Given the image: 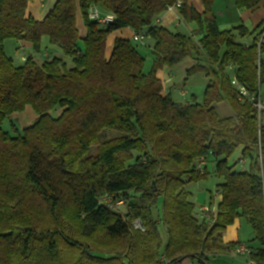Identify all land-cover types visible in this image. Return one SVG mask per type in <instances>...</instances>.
I'll return each mask as SVG.
<instances>
[{"label": "trees", "instance_id": "1", "mask_svg": "<svg viewBox=\"0 0 264 264\" xmlns=\"http://www.w3.org/2000/svg\"><path fill=\"white\" fill-rule=\"evenodd\" d=\"M32 1L0 0V264H210L237 246L225 244L223 234L238 218L259 245L249 248L250 259L264 264V156L260 165L256 111L238 101L224 72L233 64L239 81L255 91L264 85V46L244 47L231 31H220L214 0H202L203 19L191 11L203 34L199 46L156 23L177 0H58L43 21L26 17ZM236 2L250 8L259 0ZM92 5L114 21L90 20ZM124 28L154 40L150 72L135 41L116 39L106 57L108 36ZM44 38L73 65L44 57ZM7 40L31 46L23 65L7 56ZM202 52L220 67L202 103L195 96L174 101L158 72ZM204 72L196 64L188 76ZM223 102L233 116H218L215 105ZM27 107L36 122L19 131L9 121L11 133L4 130ZM107 132L117 135L104 139ZM240 149L249 171L230 162ZM211 164L222 178V201L216 214L209 207L206 220L187 186L208 179ZM137 221L144 230L135 228Z\"/></svg>", "mask_w": 264, "mask_h": 264}, {"label": "crops", "instance_id": "2", "mask_svg": "<svg viewBox=\"0 0 264 264\" xmlns=\"http://www.w3.org/2000/svg\"><path fill=\"white\" fill-rule=\"evenodd\" d=\"M45 1L46 0H33L32 2H30L26 11V17L31 16L37 21H43V19L46 17L49 11H51V9L54 7V5L58 0H49L53 5L50 7L46 6ZM236 1L237 0H214L212 5V14L215 17L217 26L220 31H231L232 35L235 38V42L243 45L244 47H249L253 44L258 45V42L261 39L262 34L264 32V0H259L258 4L250 8L249 7L239 8ZM186 6L189 11L187 16L183 14L181 9H174L172 11H166L165 13H163L156 20V23L160 27L167 29L171 32L181 33L185 36L191 37L194 43L199 46V42L203 38V34L199 31L200 26L198 22L192 20L191 11H194V13H196L198 16L202 17L203 19L206 8L202 0H186ZM80 13L81 12H78L77 15V28L79 31L80 38L84 39L87 35V29L84 30L81 27L82 18L79 17ZM240 27L242 29H240ZM134 35L135 32L129 28L120 29L110 34L108 36L106 43V52H105L106 57L107 58L110 57L116 39H125V40L134 41L133 40ZM248 37L252 39L251 42H247ZM43 42H45L44 47H43ZM19 43L22 45L21 47L24 50L26 46L27 48L28 47L31 48L30 45H26L23 42L19 41ZM135 43L138 51L145 57L146 60H147V56H151L152 60L154 61L153 50H154L155 42L153 39H151L150 37H146L143 41H139ZM140 44L142 46H140ZM42 48L44 50L43 51L44 57L50 56L51 51H54V46L50 44L48 38L43 39ZM196 64H200L207 68V72H204V74L207 75L209 80L206 87L210 83H212V81L215 79L214 73L220 71L219 65L212 64L202 52V55L199 58H195V57L189 58L176 67L173 68L165 67L158 72L157 76L162 81V83H164L163 82L164 80H167L169 78L170 74H173V78L164 86L165 91H169V93L172 96V92H174V89H177L179 86H182L180 89L179 96L181 98H187V97L190 98L188 91L185 90L187 85L186 81H188V77H189L188 71L191 68H193ZM146 65L147 63L145 64V66ZM236 70L237 67L234 66L233 64H230L225 67L224 72L226 73L227 71H231L233 73V77H235ZM232 78L230 79L229 77V82H231ZM260 86L262 90V85ZM183 93H186V95H183ZM261 95H262V91H261ZM192 96L195 95L192 94ZM262 98L264 101L263 96ZM20 114L22 113H17L15 116L18 117L20 116ZM37 118L38 116L36 114L34 116L27 115L25 118H23L22 125H24V129L32 126L33 125L32 123ZM240 150L242 152V149ZM241 160L244 161L243 164L241 163ZM237 161H240L239 164L242 165V169H245L247 166L250 167L249 161L243 156H241ZM210 166L212 167V171H213V165L211 164ZM242 171H249V169ZM220 184L221 183H218L216 189L214 191H210L209 195H205L203 193L194 194L192 192V198L198 212H200V209L203 206L210 207L213 214H216L218 212L219 203L222 201V196L218 191V186ZM254 239H255V234L252 228L243 218L236 219L232 225L227 227V229L223 234V241L225 244H237V246L245 245L247 246L248 249L250 247L251 248L259 247V245L256 242H253ZM235 248L234 247L230 248L229 251L226 252V254L213 258L210 261V264H255L250 259L249 253L244 255L237 254L236 252H234ZM182 264H199V263L187 260Z\"/></svg>", "mask_w": 264, "mask_h": 264}, {"label": "rangeland", "instance_id": "3", "mask_svg": "<svg viewBox=\"0 0 264 264\" xmlns=\"http://www.w3.org/2000/svg\"><path fill=\"white\" fill-rule=\"evenodd\" d=\"M45 4L47 7L53 6L51 1H49V0H46ZM79 17L82 18V26L81 27L85 30L86 26H85V24H83L84 20H83L81 13H80ZM251 41H252V39L248 37L247 42H251ZM21 46L22 45L17 40H7L4 44L6 54L8 57L12 58L15 66H20V65L24 64V60L22 57L23 56V49ZM44 46H45V42H43V47ZM140 46H142V45L140 44ZM19 47H21V48H19ZM25 51H26V55H30L33 52L32 48H30V47L27 48V46L25 47ZM51 54H52V56H56L57 58L63 59L69 67H71L73 65L72 59L69 57H66L60 48L54 46V51H51ZM260 60H262L264 63V52L260 55ZM146 63H147V65L145 66L144 72L148 73V72H150V70L152 69V66H153V60H152L151 56H147ZM226 73L228 74L230 79L233 77V73L231 71H227ZM208 82H209V80H208V77L206 74H204V73L193 74V75L188 77V81H186L187 85L185 88V90L188 91L190 98H188V97L187 98H181L179 96L180 95V89L182 86H179L177 89H174V92H172V98L176 102L185 104L187 101L189 102L192 100V94H193V95H195L197 101L202 103L204 90H205ZM261 91H262V96L264 97V85H262ZM215 109H216L218 116L220 118H228L230 116H233V112H232L230 106L225 102L220 103V104H216ZM60 114H61V109H59V108H57L51 112V115L54 118L59 117ZM15 115L16 114L12 115L4 123V125H3L4 130L10 132V128L12 127V125L9 121H12L16 125V129H18L19 131H22L24 129V125H22L23 118H25L27 115L34 116L35 112L32 110L31 107H27L26 111L23 112L22 114H20V116L17 117ZM36 120L32 124H34L36 122ZM14 133H16L15 130H14ZM116 135L117 134L115 132H107L104 134V139H111V138H114ZM92 153H95V148L92 149ZM241 156H242L241 150H237L235 152V154L233 155V157L230 159V162L233 163V162L237 161ZM248 169H250L248 166L245 169H242V165L238 163L237 171L248 170ZM209 170L211 172H210L208 179L202 180L200 182H193L187 186V189L189 191L193 192L194 194L203 193L205 195H209L210 191H214L217 187V184L222 182V178H219L217 175H215L213 173L211 166L209 167ZM161 232H162V236H163L164 240H166L167 236H166V232L163 228L161 229Z\"/></svg>", "mask_w": 264, "mask_h": 264}, {"label": "built area", "instance_id": "4", "mask_svg": "<svg viewBox=\"0 0 264 264\" xmlns=\"http://www.w3.org/2000/svg\"><path fill=\"white\" fill-rule=\"evenodd\" d=\"M183 5L182 0H177L175 4L168 7L167 11H172L174 9H180ZM88 18L92 21H97L98 23L105 25L109 24L114 21V16L112 14H105L103 13L96 5H92L88 12ZM147 36L142 33H135L133 40L135 42L143 41ZM264 46V32L262 34L261 39L258 42V47ZM23 49V48H22ZM23 60H25V50L23 49ZM173 78V74H170L169 78L167 80H164L163 86L166 85L171 79ZM231 87L234 90L235 96L238 99V101L242 103H248L251 104L255 111H256V118L258 122V142H257V157L260 165H262L263 156H264V101L261 95V86L258 85L257 89L255 91H252L247 88L245 84L239 81V79L235 76L232 78ZM183 95H186V93H183ZM206 159L202 158L199 163V170L202 173L204 166L206 165ZM241 163L243 164L244 161L241 160ZM201 218L203 219H211L210 214V208L208 206H203L200 209ZM135 228L144 230L142 224L137 221L134 224ZM234 252L237 254H248L249 249L245 245H239L235 248Z\"/></svg>", "mask_w": 264, "mask_h": 264}]
</instances>
